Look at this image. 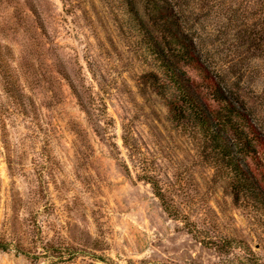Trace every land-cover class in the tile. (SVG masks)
I'll return each mask as SVG.
<instances>
[{
	"label": "rangeland",
	"instance_id": "obj_1",
	"mask_svg": "<svg viewBox=\"0 0 264 264\" xmlns=\"http://www.w3.org/2000/svg\"><path fill=\"white\" fill-rule=\"evenodd\" d=\"M242 3L175 0L205 70L264 131ZM136 26L125 0H0V264H264V204L172 118ZM72 84L111 126L95 129Z\"/></svg>",
	"mask_w": 264,
	"mask_h": 264
},
{
	"label": "trees",
	"instance_id": "obj_2",
	"mask_svg": "<svg viewBox=\"0 0 264 264\" xmlns=\"http://www.w3.org/2000/svg\"><path fill=\"white\" fill-rule=\"evenodd\" d=\"M125 1L142 35L146 54L162 76L156 90L165 99L172 118L180 125L191 123L193 131L210 146V150H214L217 159L227 165L236 196L263 205L264 131L254 116L205 70L207 68L184 29L175 0ZM241 1L244 13L255 20L251 27H246L249 17L244 18L247 22L243 26L250 47L264 56V0ZM181 66L205 72L207 78L203 85L198 86ZM14 85L16 89L20 87ZM71 88L96 130L112 125L101 100L83 96L73 84ZM138 179L151 186L170 217L179 218L158 180L146 172Z\"/></svg>",
	"mask_w": 264,
	"mask_h": 264
}]
</instances>
